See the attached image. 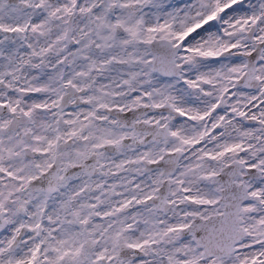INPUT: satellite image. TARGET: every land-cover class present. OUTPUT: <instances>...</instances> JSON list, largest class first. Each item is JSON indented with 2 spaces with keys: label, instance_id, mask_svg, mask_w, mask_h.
I'll return each instance as SVG.
<instances>
[{
  "label": "snow or ice",
  "instance_id": "1",
  "mask_svg": "<svg viewBox=\"0 0 264 264\" xmlns=\"http://www.w3.org/2000/svg\"><path fill=\"white\" fill-rule=\"evenodd\" d=\"M0 264H264V0H0Z\"/></svg>",
  "mask_w": 264,
  "mask_h": 264
}]
</instances>
